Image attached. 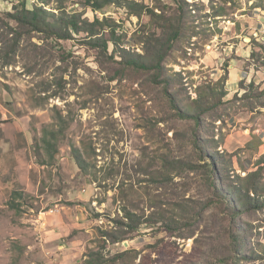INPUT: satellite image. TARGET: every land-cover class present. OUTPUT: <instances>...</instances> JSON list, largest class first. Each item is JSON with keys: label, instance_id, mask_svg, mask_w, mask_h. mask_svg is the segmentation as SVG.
Here are the masks:
<instances>
[{"label": "rangeland", "instance_id": "obj_1", "mask_svg": "<svg viewBox=\"0 0 264 264\" xmlns=\"http://www.w3.org/2000/svg\"><path fill=\"white\" fill-rule=\"evenodd\" d=\"M18 1L0 0V264H81L99 247L132 249L123 264H264V208L232 215L218 203L191 167L194 121L172 106L221 92L198 128L220 161L216 185L240 187L257 167L264 183V0H134L154 18L26 0L55 15L110 18L119 40L106 50L83 32L18 24L9 16ZM157 51L168 86L124 58L152 61ZM124 208L138 215L134 230Z\"/></svg>", "mask_w": 264, "mask_h": 264}, {"label": "trees", "instance_id": "obj_2", "mask_svg": "<svg viewBox=\"0 0 264 264\" xmlns=\"http://www.w3.org/2000/svg\"><path fill=\"white\" fill-rule=\"evenodd\" d=\"M82 1L84 6L89 7L91 11H100L114 4L125 7L128 12L133 15L139 16L141 13L146 12L152 18L160 17L159 13L157 14L147 5L134 0ZM12 9L13 12H10L9 16L18 24L29 25L34 28L42 29L50 33L57 34L62 38L69 37L71 32H75L77 34L83 32L89 37L88 42L101 47L104 50L107 49L108 44H112L113 48H115L119 40V37L116 34L118 25L108 17H102V19H99L97 15H94L92 20H88L82 16V13H66L65 11L60 15H55L53 12L47 11L42 7L35 5L32 6V8H28L26 6V0H19L18 3L12 6ZM105 28L109 29V31L106 32ZM177 34L178 31L176 29L172 31L168 39H173V37L176 38ZM171 42L172 40L170 43ZM262 43L264 44V42ZM164 54L157 51L156 56L152 61L138 52L128 53V55H125L124 58H126V62L128 64L135 65L139 69L154 70L155 74L153 76L155 77V80H161L164 86H168V82L166 80V78H168V74L164 73L162 68ZM251 54H253V50H251ZM250 83L251 84L249 85L252 88L254 86V80H251ZM207 92V96L202 94L206 92H199L197 97L192 100V104L186 106L185 110H182L177 107L176 103L173 104V98L166 90V95L169 97L168 100L173 104V108L177 110V115L181 119H191L195 124L192 132L190 133V139L194 150L199 152V157L197 158L198 162L202 161V163H192L193 165H191V167L193 170L201 169L204 172L211 189H213V193L220 201L218 203L226 207L232 215L239 214V210H241V208H264V183H260L262 176L260 167H257L254 171L246 173L244 177H240V180L242 181L240 187L229 184L225 186L226 188H218L216 185L217 182H224V177L222 176L223 179H221V175L219 174V158L216 157V153H207L204 151L202 147V139L198 132L200 130L201 116L203 112L207 113L209 111H214L217 108V105L214 102L216 100H218L216 102L221 100L219 97L221 96V92L217 93L213 87H210ZM217 95L218 97L215 98ZM45 143L46 150L49 152L51 150L49 147L50 139L45 140ZM206 205H208V202H206ZM124 217L128 220L126 225L131 230L137 228L139 220L136 213L124 208ZM104 250L105 247L87 249V251L83 254L84 258L82 259L81 264H123L125 261H132L131 259L135 257V255L132 254V249H125L119 253L109 256L105 255Z\"/></svg>", "mask_w": 264, "mask_h": 264}, {"label": "built area", "instance_id": "obj_3", "mask_svg": "<svg viewBox=\"0 0 264 264\" xmlns=\"http://www.w3.org/2000/svg\"><path fill=\"white\" fill-rule=\"evenodd\" d=\"M51 211H52V209L49 212H51Z\"/></svg>", "mask_w": 264, "mask_h": 264}, {"label": "water", "instance_id": "obj_4", "mask_svg": "<svg viewBox=\"0 0 264 264\" xmlns=\"http://www.w3.org/2000/svg\"><path fill=\"white\" fill-rule=\"evenodd\" d=\"M125 244H127V243L125 242Z\"/></svg>", "mask_w": 264, "mask_h": 264}]
</instances>
